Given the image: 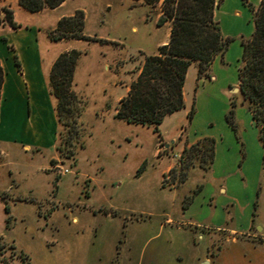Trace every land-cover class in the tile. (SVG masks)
<instances>
[{"label": "rangeland", "instance_id": "rangeland-1", "mask_svg": "<svg viewBox=\"0 0 264 264\" xmlns=\"http://www.w3.org/2000/svg\"><path fill=\"white\" fill-rule=\"evenodd\" d=\"M216 1L214 8L220 23L231 32L224 56L218 54L223 62L212 72L209 66L206 73L198 75V63L192 61L186 73V107L165 118L156 129L118 119L115 111L145 56L156 53L158 46L169 39L171 21L156 24L160 2L152 5L144 0L63 1L60 11L67 13L63 16L82 9V33L103 41L79 39L71 48L80 53L75 64L77 76L74 80L73 73L72 79L78 101L65 125L56 116L53 149L42 151L32 147L26 153L13 149L0 160V264H62L59 262L66 257L64 264H76L77 256L88 264V257H98L101 250L108 253L110 245L115 251L111 264H118V253L131 229L137 235L140 264H147L145 260L154 247V256L160 258L172 255L181 264H208L209 260L230 254L235 238H250L246 232L213 229L206 221L197 226L183 216L195 193L200 189L205 194L209 192L204 181L210 169L217 174L228 173L233 163L243 161L263 163L254 196L258 208L264 201L263 149L250 112L241 103L237 78L241 41L253 32V16L260 0H223L221 7V0ZM12 4L18 5L17 0L0 4L1 27L6 24L3 9L13 11ZM240 7L241 13L235 15L238 18L230 26L231 17L224 10L232 12ZM27 15L20 17L23 22L29 20ZM50 16L44 12L32 17L45 26ZM56 23L46 30L48 39L74 41L75 38L53 40L50 32ZM39 42L43 54L59 46H48L44 32ZM7 46L0 40V57L12 77L13 50L11 44ZM231 101L236 102V131L225 120ZM191 105L194 112L189 120L186 114ZM202 135L216 141L209 169L208 162H200L197 156H182L183 148L191 144L187 141ZM200 197L194 210L198 218L206 213L200 206ZM255 215L256 212L252 232L257 224ZM161 224L163 228L159 227ZM88 229L93 241L90 247ZM186 238L189 241L184 244ZM62 240L66 246L71 243L74 247L82 241L81 254L71 253L69 246L60 244ZM178 240L183 246H179Z\"/></svg>", "mask_w": 264, "mask_h": 264}, {"label": "crops", "instance_id": "crops-1", "mask_svg": "<svg viewBox=\"0 0 264 264\" xmlns=\"http://www.w3.org/2000/svg\"><path fill=\"white\" fill-rule=\"evenodd\" d=\"M9 2L10 0H1L0 4ZM222 2L223 0L220 2V7ZM234 2L236 3L237 1L234 0ZM12 3H14V1ZM62 5L63 2L54 8H45L36 12H28L26 9L12 4L14 20L19 23L20 26L16 29L7 24L2 27L0 26V40L3 41L6 46L7 44L12 45L13 55L15 54L19 61L18 67L9 49L10 60L13 63V73L11 77L8 75L5 62L0 57V64L4 71L0 97V160H2L7 152L13 149L26 153L31 150L32 147L42 151H51L54 147V137L57 129L54 110L56 100L50 92L48 82L49 72L55 57L61 51L69 50L75 46L76 42H80L79 39H74L72 42L66 40L53 42L50 41L46 35V30L53 27L61 16L67 14L64 11H60ZM241 8L242 7L232 12L224 10L229 13L231 17L229 19L230 26L235 24V19L238 18L235 17V15L238 16L239 13H241ZM44 12L51 14L50 21L48 24H45V26L32 17L33 15H40ZM23 14H29V16L27 15L28 17H26L29 20H24L23 22L20 18ZM214 18L219 22L222 35L224 37H230L229 35H231V32L223 28L215 8ZM43 32L45 33V40H47L48 46L59 44L58 48L54 50L51 49L50 51L47 50L45 54L42 53L39 42V36L43 34ZM222 58L224 59V57ZM222 62L221 56L216 55L210 64L211 72L213 67H217ZM76 74L77 65L74 69V80L77 76ZM186 77L187 76H185L183 86V108L186 107L187 101L185 90ZM212 77L213 79L215 77L213 73ZM198 79L199 77L196 75V82ZM75 87L78 88L77 83ZM177 111L166 115L164 119L172 116ZM252 123L254 125L253 120ZM255 128L257 130L256 126ZM241 135L245 143L243 131ZM197 138L198 137L195 136L188 140L187 143H192ZM261 165H263V163H246L245 161L233 163L232 170L228 173L223 172L222 174H217L215 170L210 169L204 181L205 186H209L210 188L209 192L205 194L203 189H200L198 193L194 194V198H192L184 209V218L188 221H192L197 226H200V223L206 221L213 229H221L225 232L237 234L246 232V236L250 237L242 241L235 238L231 243L230 254L221 257L218 256V258L212 261L209 260L208 264H264V201L258 208L255 204L256 201L254 196L260 173L262 172ZM199 195H201L200 206L206 211L202 218H198L196 212H194L195 203ZM179 200H181V198H179ZM228 208H230V210H228ZM226 211H228L227 215ZM254 212H256L255 221L257 224L255 225V230L252 232L250 230L253 225L252 218ZM159 227L163 228L162 224ZM133 232L134 229H131L128 239L125 240L120 248L117 259L118 264H140L142 259L141 251L137 249V242L135 239L137 235H133ZM89 233L90 231L88 229V247H90L91 243L93 245ZM188 241L189 239L186 238L184 244H187ZM65 243L66 242L62 240L60 244L63 245ZM178 244L180 247L183 246L180 240H178ZM82 245V241H79L75 244V247L71 246V243H69V245L67 244V246L65 244V247L69 246L73 254H77L79 251L81 254L80 249ZM101 245L102 244H99L98 246ZM108 248V253H103L102 250L100 251V253L105 254L104 257L99 256L100 253L98 257H88V264L93 262L111 264L115 251L113 249L114 246L110 245ZM136 249L137 253L135 252ZM154 251L155 247L150 251L152 255L145 260L147 264H181L176 256L171 255L169 257L164 256L160 258L154 256ZM195 255L196 254H192V256ZM67 260V257L62 258V261L59 263L64 264ZM204 260L205 258L202 259L203 263H205ZM70 261L74 260L70 258ZM76 261V264L86 263V260L83 261L79 256L76 257ZM43 264H48V262H43Z\"/></svg>", "mask_w": 264, "mask_h": 264}, {"label": "trees", "instance_id": "trees-1", "mask_svg": "<svg viewBox=\"0 0 264 264\" xmlns=\"http://www.w3.org/2000/svg\"><path fill=\"white\" fill-rule=\"evenodd\" d=\"M64 0H17L28 11L44 7L54 8ZM147 4L160 2L158 26L171 21L169 39L157 48V52L145 56L142 66L131 81L127 93L119 99L115 117L128 123L158 126L164 117L184 107L183 86L187 69L192 61L198 63V75L206 73L214 57L226 50L230 37L222 35L219 22L214 18L216 0H144ZM5 22L12 28L19 25L10 8L3 9ZM251 36L241 41L242 53L237 78L242 102L250 112L257 127V138L262 146L264 161V0H260L253 16ZM84 12L77 9L73 14L61 17L51 30V38L92 39L82 33ZM79 51L70 49L60 52L54 59L48 77L50 92L56 99L55 112L60 124H66L76 109L77 95L72 89V79ZM16 65L19 61L14 54ZM4 71L0 64V97ZM225 113L228 125L236 131L234 119L235 101H231ZM194 112L187 111L190 120ZM59 148V147H58ZM215 153V139L202 136L186 145L182 156H197L207 161L211 168ZM188 163L187 165H189ZM172 170V169H170ZM191 201V199H189ZM189 201V202H190ZM7 210V207H5Z\"/></svg>", "mask_w": 264, "mask_h": 264}, {"label": "water", "instance_id": "water-1", "mask_svg": "<svg viewBox=\"0 0 264 264\" xmlns=\"http://www.w3.org/2000/svg\"><path fill=\"white\" fill-rule=\"evenodd\" d=\"M232 90L236 91V90H237V88H233Z\"/></svg>", "mask_w": 264, "mask_h": 264}]
</instances>
